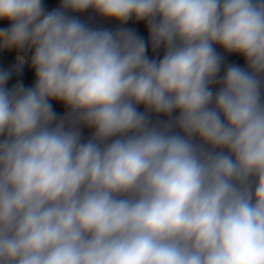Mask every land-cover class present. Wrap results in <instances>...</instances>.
<instances>
[{"label":"clouds","instance_id":"obj_1","mask_svg":"<svg viewBox=\"0 0 264 264\" xmlns=\"http://www.w3.org/2000/svg\"><path fill=\"white\" fill-rule=\"evenodd\" d=\"M0 22L34 71L0 69V264H264V0H0Z\"/></svg>","mask_w":264,"mask_h":264},{"label":"crops","instance_id":"obj_2","mask_svg":"<svg viewBox=\"0 0 264 264\" xmlns=\"http://www.w3.org/2000/svg\"><path fill=\"white\" fill-rule=\"evenodd\" d=\"M59 2H60V0H45V3L48 5L49 9L57 6L59 4ZM78 15H79V18L83 22L89 23L91 26H94V27L112 29V28H115L118 26V23L116 21L105 20L104 18L100 17L98 14L94 13L92 10H89L85 13L78 14ZM5 26H7L6 22H0V27H5ZM126 27L135 28L139 32V34L143 35L145 37V39H147V32H146V29L142 23L136 24L132 21H129V23L126 25ZM30 55H31V53H29L27 56L29 59H30ZM150 55H151V52H150ZM161 55H162V52H161ZM227 62L237 63V64H241V65L243 64L242 59L238 56L228 57ZM20 81H22L26 87H29L34 82V75L24 77V78L20 79ZM14 83L15 82H12V79H11L9 82V87H11V85ZM53 106H54L55 110L61 115L65 111L63 105H61V104H57L56 102H53ZM82 131H83V135L85 138H87L88 135H90L89 129H83Z\"/></svg>","mask_w":264,"mask_h":264},{"label":"trees","instance_id":"obj_3","mask_svg":"<svg viewBox=\"0 0 264 264\" xmlns=\"http://www.w3.org/2000/svg\"><path fill=\"white\" fill-rule=\"evenodd\" d=\"M0 69L11 73L12 82L34 75V71L30 69V59L15 49H7L2 42H0Z\"/></svg>","mask_w":264,"mask_h":264}]
</instances>
